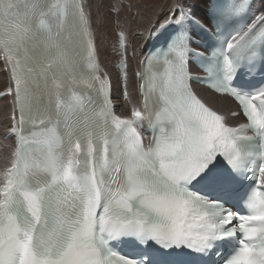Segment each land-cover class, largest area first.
I'll return each instance as SVG.
<instances>
[{
	"label": "snow or ice",
	"instance_id": "1",
	"mask_svg": "<svg viewBox=\"0 0 264 264\" xmlns=\"http://www.w3.org/2000/svg\"><path fill=\"white\" fill-rule=\"evenodd\" d=\"M253 4L166 5L139 36L142 103L121 116L83 0H0V95L13 97L16 139L0 170V264H264V11ZM197 85L235 107L217 110Z\"/></svg>",
	"mask_w": 264,
	"mask_h": 264
},
{
	"label": "bare ground",
	"instance_id": "2",
	"mask_svg": "<svg viewBox=\"0 0 264 264\" xmlns=\"http://www.w3.org/2000/svg\"><path fill=\"white\" fill-rule=\"evenodd\" d=\"M103 1L104 0H83L84 5H85V10L90 16L92 31L95 34L99 63L101 65L102 69L105 72H107L110 77L113 78V73L109 68V63H110L111 59L116 60V63L118 61V58H117L118 42H116V44L114 46L116 49L115 56L113 58L106 56L105 55L106 48L104 47L105 31H104V28H102V26H104V2ZM139 1L140 0H131V3L133 6L139 5V7H138L139 10H137L138 15L136 17H128V21L126 23V26H130V28H134V30L131 34L132 38L135 40L134 44H137L139 42V44L136 46L133 45L132 43H131V45H129L130 46L129 53L132 55L133 63L135 65L136 71L139 70V63L138 62L142 58L141 49L143 48V44H144V41L139 38L140 34L141 33L146 34L147 29L150 27L152 22L156 19V15L159 11H161L166 5L170 6L171 4L176 3V0H165V1L158 2V5L154 7L152 4L157 3L158 0H150L151 6L147 7V5H143L142 3H139ZM262 1H264V0H261V1L254 0L253 9L256 12L258 10H261V9H257V8L262 6ZM255 6H257V8ZM260 8H262V7H260ZM134 10H136V9H134ZM95 20H96L95 23L101 28V30L98 31V33L94 28V21ZM118 33H120V32H118ZM127 34L128 33H126V35ZM117 39H118V37H117ZM127 49H128V46H127ZM119 59H120V57H119ZM1 72H3V73L0 74V88L3 87V82H2V80H4L3 77L6 79L5 82H7V83H6L5 88H3L0 91V93H2L4 90H6L7 88L10 87L9 72L4 66V62H3L2 57H0V73ZM112 81H113V79H112ZM119 86H121L120 83H119ZM126 86H127L128 99H126L125 101H122V99H121V100H118L116 102V113L119 115H122V114L125 115L128 111H130V108L132 106L137 105V102L134 99L133 88H132V85L130 83V74H129V79L126 82ZM137 87H139V82L137 84ZM194 87L199 88L198 86H194ZM197 90H198V94L203 99H205L208 103H210L213 106L219 107L220 109H224V110H219L216 108L217 110L225 112V113L228 112L227 109L230 108V105L232 103L231 101H229V99H226L222 96L215 95L209 91H208L209 92L208 93L202 89H197ZM138 92H139V90H138ZM9 98H10V101H12V104L9 107V112L7 113L5 111V114H3V116H1L2 114H0V123H2V125H3L2 126L0 124V132H2L4 130V128L7 126V124H9V130L12 126L13 97L10 96ZM1 103H0V105H1ZM141 103H142V98L140 97L139 98V105ZM7 117L9 118V122H8ZM240 122H243V120H231L230 121V123H235V124L240 123ZM6 136H7V134H5L4 138ZM7 141H9V143H7V144H9V147L12 146L13 151H14L15 150L14 140L8 139ZM1 155H2V157L6 158V153L2 152ZM6 162L3 161L0 168L2 167L4 169L6 167Z\"/></svg>",
	"mask_w": 264,
	"mask_h": 264
},
{
	"label": "rangeland",
	"instance_id": "3",
	"mask_svg": "<svg viewBox=\"0 0 264 264\" xmlns=\"http://www.w3.org/2000/svg\"><path fill=\"white\" fill-rule=\"evenodd\" d=\"M161 1H165V0H158L157 3H153L152 5L155 7L158 5V2ZM261 1V0H259ZM104 26H102V28H104L105 31V42H104V47L106 48L105 50V55L108 57L113 58L116 54V49H115V44L117 42V37H118V32H123L126 36V45L128 46V66H129V74H130V83L132 85L133 88V93H134V99L137 102V105H139V92H138V81L135 77V73H136V69H135V65L133 63V58L132 55L129 53L130 51V46L131 43L133 45H138L139 42L137 44H134L135 40L132 38V32L134 30V28H130V26H126V23L128 21V17H136L138 15V11L139 10V5L138 6H133L131 3V0H104ZM139 3H142L143 5H150V0H140ZM257 8V6H255ZM262 7V8H260ZM257 9H261L258 10L256 13L259 14V11H264V1H262V6H260ZM136 9V10H134ZM198 11H202V6L197 9ZM96 20L94 21V28L97 31H100L101 28L95 23ZM103 31V32H104ZM126 33H128L126 35ZM117 58L119 59V56L117 55ZM115 65H116V60H112L109 63V68L113 73V93H114V98H115V102H117L118 100L125 101L122 98V90H121V86H119V81L116 79V70H115ZM5 72V71H4ZM3 72H1L0 74H2ZM4 80H2L3 82V87L0 88V91L5 88L6 86V79L3 77ZM199 87V86H198ZM196 91L198 93L197 89H202L205 90L206 92H208L207 89L199 87L196 88ZM5 91V90H4ZM3 91V92H4ZM210 92V91H209ZM208 92V93H209ZM10 96L5 97L0 103V114H2L1 116H3V114H5V111L8 113L9 112V107L12 104V101H10ZM230 101V100H229ZM213 106V105H212ZM215 108L219 109V110H224V109H220L219 107L214 106ZM235 107V105L233 103H231L230 108L227 109V111L233 109ZM8 110V111H7ZM119 110V109H118ZM130 111H128L125 115H128ZM125 115H121V116H125ZM8 122H9V118L7 117ZM7 122V123H8ZM2 125V123H0ZM231 124H235V123H231ZM3 126V125H2ZM8 130V131H7ZM9 132V124H7V126L4 128V130L2 132H0V146L2 147V149L0 150V166L2 164V162H6V167L8 166V162L11 160V154L13 151V147L10 146L9 147V141H7L8 139L4 136L5 134H8ZM4 152L6 153V158L2 157L1 153ZM0 169H3L2 167Z\"/></svg>",
	"mask_w": 264,
	"mask_h": 264
}]
</instances>
